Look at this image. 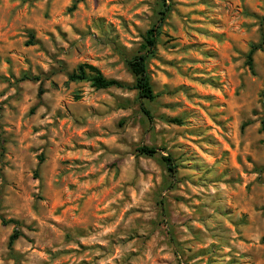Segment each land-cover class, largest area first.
<instances>
[{"label": "rangeland", "instance_id": "rangeland-1", "mask_svg": "<svg viewBox=\"0 0 264 264\" xmlns=\"http://www.w3.org/2000/svg\"><path fill=\"white\" fill-rule=\"evenodd\" d=\"M263 89L264 0H0V264H264Z\"/></svg>", "mask_w": 264, "mask_h": 264}, {"label": "trees", "instance_id": "trees-1", "mask_svg": "<svg viewBox=\"0 0 264 264\" xmlns=\"http://www.w3.org/2000/svg\"><path fill=\"white\" fill-rule=\"evenodd\" d=\"M156 44L157 28L156 25H152L145 33L142 51L138 55L127 61V66L134 77V84L131 88H134L136 90L140 98H144L147 100H152L155 97L150 84L149 76L147 74V61L148 58L154 53ZM258 48L259 46L257 44H252L251 49L247 54V65L250 69H252L251 55L253 51ZM22 78L28 79L30 77L28 74H23ZM67 78L70 81H89L90 85L96 89H104L112 86L128 88L127 85L116 79L105 78L95 66L88 63L79 64L76 69H74L67 75ZM141 108L145 115L150 116V113L146 108ZM171 122L177 124L181 123L180 119L178 118H172ZM260 129L264 135V120L261 121ZM137 150L140 153L148 156H151L157 152L154 146L149 145H140ZM162 158L167 162L168 168L170 170H173L174 166L171 163L170 157L164 156ZM14 238L15 235H11L9 237V242L11 243ZM262 240H264V235L262 237Z\"/></svg>", "mask_w": 264, "mask_h": 264}]
</instances>
